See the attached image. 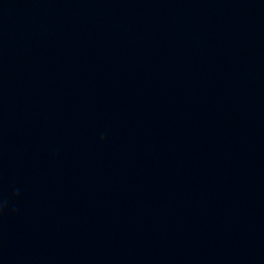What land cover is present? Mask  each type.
<instances>
[{"label":"water","instance_id":"95a60500","mask_svg":"<svg viewBox=\"0 0 264 264\" xmlns=\"http://www.w3.org/2000/svg\"><path fill=\"white\" fill-rule=\"evenodd\" d=\"M0 264H264V0H0Z\"/></svg>","mask_w":264,"mask_h":264}]
</instances>
